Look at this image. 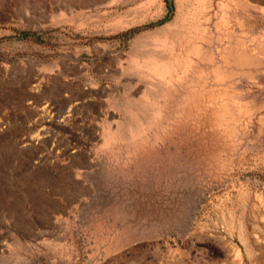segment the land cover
Returning <instances> with one entry per match:
<instances>
[{
	"label": "rangeland",
	"instance_id": "rangeland-1",
	"mask_svg": "<svg viewBox=\"0 0 264 264\" xmlns=\"http://www.w3.org/2000/svg\"><path fill=\"white\" fill-rule=\"evenodd\" d=\"M0 139V264H264V0H0Z\"/></svg>",
	"mask_w": 264,
	"mask_h": 264
},
{
	"label": "crops",
	"instance_id": "crops-1",
	"mask_svg": "<svg viewBox=\"0 0 264 264\" xmlns=\"http://www.w3.org/2000/svg\"><path fill=\"white\" fill-rule=\"evenodd\" d=\"M7 139L9 138L7 137ZM1 140L3 139H0V141ZM68 157L69 158L67 159V162L61 165V188H52L48 183L45 182L43 185H41V187L36 185L34 189L32 187L30 190L16 189L14 186H7V202L13 204L17 203L19 214L18 219H21L30 225L29 218L33 219V216L35 217L36 215L35 211L37 210L35 208L33 209L32 204L40 202L43 204V208L41 210L46 212V219L48 222H50L56 219L57 215L59 214L67 215V213L71 210L72 205L80 203L83 200L85 197L83 190H85V187L87 188L88 184L87 175L79 177L76 175V168H87L89 158L83 152H77L74 156L72 155ZM49 172L53 173L52 171ZM52 175L53 176L50 177L49 174L45 172L44 175L42 174L41 179L56 180L54 174ZM29 178L32 179L33 177L30 175ZM24 206L26 208H24ZM27 212H29L28 215Z\"/></svg>",
	"mask_w": 264,
	"mask_h": 264
}]
</instances>
